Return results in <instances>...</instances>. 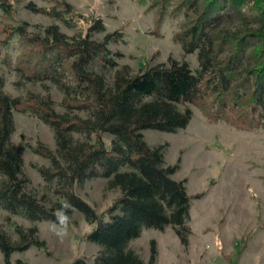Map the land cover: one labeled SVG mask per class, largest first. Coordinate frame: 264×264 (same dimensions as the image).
<instances>
[{"label":"trees","instance_id":"1","mask_svg":"<svg viewBox=\"0 0 264 264\" xmlns=\"http://www.w3.org/2000/svg\"><path fill=\"white\" fill-rule=\"evenodd\" d=\"M50 7L26 8L55 23L39 32L17 26L10 0H0V251L5 264L32 247L47 252L38 223L60 227L75 212L94 227L88 240L100 247L93 264H158V245L150 242L148 261L130 245L144 230L172 228L184 247L192 236V197L187 181L173 177L180 165H168L163 146L150 147L143 132L175 134L189 127L192 107L210 122L254 131L264 125V0H149L157 30L181 19L175 42L184 55L197 54L199 68L170 58L138 70L120 66L109 44L123 30L107 32L101 16L88 17L67 0H48ZM74 30L69 36L61 29ZM103 34L101 40L96 35ZM108 72H113L111 80ZM7 73L17 86L53 85L64 96L58 112L50 96L14 98L5 92ZM14 112L48 125L56 150L38 144L33 153L49 160L37 167L53 186L56 201L48 204L29 190L30 179L12 137ZM113 137L107 148L103 136ZM104 179L119 192L103 213L78 195L86 181ZM66 217V219H65ZM31 223L24 227L16 219ZM11 228V232L4 228ZM74 264H89L77 260Z\"/></svg>","mask_w":264,"mask_h":264},{"label":"rangeland","instance_id":"2","mask_svg":"<svg viewBox=\"0 0 264 264\" xmlns=\"http://www.w3.org/2000/svg\"><path fill=\"white\" fill-rule=\"evenodd\" d=\"M10 1L16 10L15 20H3L4 23L17 26L25 22L30 32H39L55 23L26 8L29 3L50 7L48 0ZM67 1L88 17L101 16L107 32L123 30V38L109 44L112 52L122 55L115 57L120 66L128 65L138 70L167 63L173 58L189 63L194 72L199 68L197 54L184 55L181 46L175 42L181 19L169 20L157 30L149 0ZM61 29L69 36L75 32L62 24ZM103 37L99 34L95 39ZM112 75L113 72H108L107 78L111 80ZM17 81L14 74L7 73V94L23 99L29 94L50 96L56 110L63 112L64 96L53 85L46 90L39 84L17 86ZM192 109L193 119L185 130L175 134L156 130L143 132L150 147H164L168 165L179 163L180 169L173 178L187 181L190 196H201L192 201L191 242L188 247L181 245L179 248L180 241L172 228L164 232L149 229L144 230L130 247L149 260L150 242L162 241L169 247L164 264H264V125L254 131L238 130L223 121L210 122L200 109ZM260 114L264 121V110ZM13 115L15 133L12 141L22 157L24 173L31 181L29 190L48 204L53 203L57 200L53 186L47 184L37 170V167H48L50 162L33 153L28 145L42 144L55 151L54 133L48 125L27 114L14 112ZM103 138L110 148L113 137L104 135ZM77 193L99 213L106 211L119 196V192L107 190L104 179L86 181L77 187ZM5 215L0 213V218ZM16 222L24 227L31 226L19 218ZM3 225L11 232L8 225L4 222ZM37 226L49 254L32 247L14 254L12 264H74L80 259L93 264L100 252V247L88 240L94 227L78 212L64 227L48 222ZM0 264H5L1 251Z\"/></svg>","mask_w":264,"mask_h":264},{"label":"crops","instance_id":"3","mask_svg":"<svg viewBox=\"0 0 264 264\" xmlns=\"http://www.w3.org/2000/svg\"><path fill=\"white\" fill-rule=\"evenodd\" d=\"M168 230V229H167ZM166 230V231H167ZM143 235V234H142ZM139 240V239H138ZM162 241L157 240L158 243V249H159V257H158V264H164L165 260L164 258L167 257L169 254H167V250H169V247H166V245L161 243ZM191 242V241H190ZM168 246V245H167ZM179 248H181V243L180 245H177ZM164 247V248H163ZM144 261H147L148 259H143Z\"/></svg>","mask_w":264,"mask_h":264},{"label":"clouds","instance_id":"4","mask_svg":"<svg viewBox=\"0 0 264 264\" xmlns=\"http://www.w3.org/2000/svg\"><path fill=\"white\" fill-rule=\"evenodd\" d=\"M65 219H66V217H65Z\"/></svg>","mask_w":264,"mask_h":264}]
</instances>
